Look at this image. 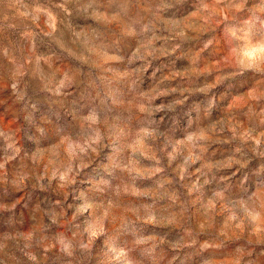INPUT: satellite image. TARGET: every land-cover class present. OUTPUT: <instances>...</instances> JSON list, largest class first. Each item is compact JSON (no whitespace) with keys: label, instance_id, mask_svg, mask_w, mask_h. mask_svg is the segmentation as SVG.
<instances>
[{"label":"rangeland","instance_id":"374dc122","mask_svg":"<svg viewBox=\"0 0 264 264\" xmlns=\"http://www.w3.org/2000/svg\"><path fill=\"white\" fill-rule=\"evenodd\" d=\"M0 264H264V0H0Z\"/></svg>","mask_w":264,"mask_h":264}]
</instances>
